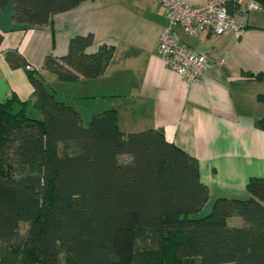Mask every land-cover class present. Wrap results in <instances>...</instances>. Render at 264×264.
Segmentation results:
<instances>
[{"label":"trees","instance_id":"1","mask_svg":"<svg viewBox=\"0 0 264 264\" xmlns=\"http://www.w3.org/2000/svg\"><path fill=\"white\" fill-rule=\"evenodd\" d=\"M83 1L0 0V9L12 5L14 23L42 26ZM92 42L72 37L42 69L65 82L101 76L113 47L88 53ZM5 59L28 66L17 49ZM28 78L41 118L14 96L0 101V264H264V177L248 180L245 199L218 198L199 216L208 191L198 162L162 130L124 133L114 109L84 125L36 70ZM257 124L264 131V117Z\"/></svg>","mask_w":264,"mask_h":264},{"label":"crops","instance_id":"2","mask_svg":"<svg viewBox=\"0 0 264 264\" xmlns=\"http://www.w3.org/2000/svg\"><path fill=\"white\" fill-rule=\"evenodd\" d=\"M236 2L239 8L233 3L231 15L243 28L240 35H189L179 24L172 27L180 42L207 58L194 83L168 69L158 53V37L168 21L156 0H86L42 26L14 23L8 5L0 9V101L14 96L27 102L26 112L41 118L31 109L28 70L13 69L5 59L7 50L17 49L56 97L79 112L84 125L114 109L124 133L162 130L168 142L197 160L207 201L245 199L248 180L264 177V131L257 124L264 117V8L245 12L241 0ZM88 34L93 42L86 52L113 47L101 76L65 82L42 69L45 55L61 57L72 37Z\"/></svg>","mask_w":264,"mask_h":264},{"label":"built area","instance_id":"3","mask_svg":"<svg viewBox=\"0 0 264 264\" xmlns=\"http://www.w3.org/2000/svg\"><path fill=\"white\" fill-rule=\"evenodd\" d=\"M234 1L238 0H203L198 5H190L183 0H156L165 9L168 21L157 41V50L165 66L187 83L199 82L207 68V58L180 42L172 27L179 24L189 35L200 32L219 35L227 31L240 35L242 26L228 12L229 4ZM241 3L245 12L259 8L251 0H241ZM26 69L32 70L29 65Z\"/></svg>","mask_w":264,"mask_h":264},{"label":"rangeland","instance_id":"4","mask_svg":"<svg viewBox=\"0 0 264 264\" xmlns=\"http://www.w3.org/2000/svg\"><path fill=\"white\" fill-rule=\"evenodd\" d=\"M260 9H255L254 12H259ZM28 116H32L33 114H31L30 112H26ZM35 117V116H33ZM212 207V203L210 202V200H208L205 204V206L202 208V210L198 213L199 216L205 215L207 213L210 212ZM241 222V219L239 217H235V218H229L228 223L230 225H236L237 223ZM27 229V224H21L20 226V232L21 234H24L25 230ZM138 236L145 238L147 236L146 232L143 230H139L138 232Z\"/></svg>","mask_w":264,"mask_h":264}]
</instances>
